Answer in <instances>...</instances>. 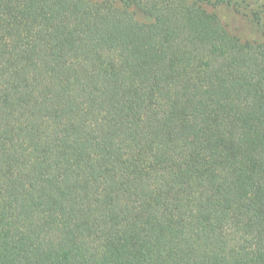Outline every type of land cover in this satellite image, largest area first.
<instances>
[{"label": "trees", "instance_id": "16d2710c", "mask_svg": "<svg viewBox=\"0 0 264 264\" xmlns=\"http://www.w3.org/2000/svg\"><path fill=\"white\" fill-rule=\"evenodd\" d=\"M0 0V264H264V6Z\"/></svg>", "mask_w": 264, "mask_h": 264}, {"label": "rangeland", "instance_id": "374dc122", "mask_svg": "<svg viewBox=\"0 0 264 264\" xmlns=\"http://www.w3.org/2000/svg\"><path fill=\"white\" fill-rule=\"evenodd\" d=\"M217 12L231 32L245 39L259 38L260 31L253 23V10L264 6V0H225Z\"/></svg>", "mask_w": 264, "mask_h": 264}]
</instances>
